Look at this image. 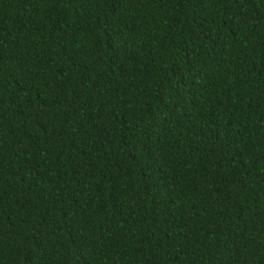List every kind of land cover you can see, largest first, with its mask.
<instances>
[{
    "label": "trees",
    "instance_id": "trees-1",
    "mask_svg": "<svg viewBox=\"0 0 264 264\" xmlns=\"http://www.w3.org/2000/svg\"><path fill=\"white\" fill-rule=\"evenodd\" d=\"M0 264H264V0H0Z\"/></svg>",
    "mask_w": 264,
    "mask_h": 264
}]
</instances>
